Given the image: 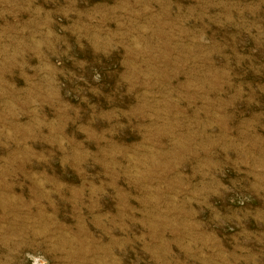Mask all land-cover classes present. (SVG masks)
<instances>
[{"label":"rangeland","instance_id":"obj_1","mask_svg":"<svg viewBox=\"0 0 264 264\" xmlns=\"http://www.w3.org/2000/svg\"><path fill=\"white\" fill-rule=\"evenodd\" d=\"M0 264H264V0H0Z\"/></svg>","mask_w":264,"mask_h":264}]
</instances>
